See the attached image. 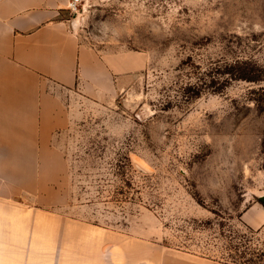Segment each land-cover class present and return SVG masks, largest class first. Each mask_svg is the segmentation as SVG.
Segmentation results:
<instances>
[{"label": "rangeland", "instance_id": "rangeland-1", "mask_svg": "<svg viewBox=\"0 0 264 264\" xmlns=\"http://www.w3.org/2000/svg\"><path fill=\"white\" fill-rule=\"evenodd\" d=\"M64 16L141 68L103 100L66 93L59 209L228 264H264V0H79Z\"/></svg>", "mask_w": 264, "mask_h": 264}, {"label": "crops", "instance_id": "crops-1", "mask_svg": "<svg viewBox=\"0 0 264 264\" xmlns=\"http://www.w3.org/2000/svg\"><path fill=\"white\" fill-rule=\"evenodd\" d=\"M70 0H0V264H228L78 220L59 207L64 161L56 135L66 93L113 96L138 52L101 55L64 16ZM264 223L253 203L242 213Z\"/></svg>", "mask_w": 264, "mask_h": 264}, {"label": "built area", "instance_id": "built-area-1", "mask_svg": "<svg viewBox=\"0 0 264 264\" xmlns=\"http://www.w3.org/2000/svg\"><path fill=\"white\" fill-rule=\"evenodd\" d=\"M78 4H79V0H70L68 4V8L70 9L71 12H75L78 10Z\"/></svg>", "mask_w": 264, "mask_h": 264}, {"label": "water", "instance_id": "water-1", "mask_svg": "<svg viewBox=\"0 0 264 264\" xmlns=\"http://www.w3.org/2000/svg\"><path fill=\"white\" fill-rule=\"evenodd\" d=\"M261 200L264 203V195L261 196Z\"/></svg>", "mask_w": 264, "mask_h": 264}]
</instances>
